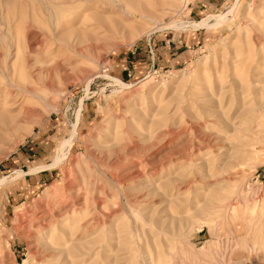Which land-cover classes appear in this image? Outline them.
Wrapping results in <instances>:
<instances>
[{
	"label": "rangeland",
	"instance_id": "374dc122",
	"mask_svg": "<svg viewBox=\"0 0 264 264\" xmlns=\"http://www.w3.org/2000/svg\"><path fill=\"white\" fill-rule=\"evenodd\" d=\"M263 105L264 0H0V264H264Z\"/></svg>",
	"mask_w": 264,
	"mask_h": 264
},
{
	"label": "bare ground",
	"instance_id": "6f19581e",
	"mask_svg": "<svg viewBox=\"0 0 264 264\" xmlns=\"http://www.w3.org/2000/svg\"><path fill=\"white\" fill-rule=\"evenodd\" d=\"M121 6V5H120ZM124 6V5H123ZM122 7V6H121ZM233 10V9H232ZM231 10V11H232ZM123 13V12H122ZM137 14V13H136ZM139 14V13H138ZM123 15V14H122ZM223 16V15H222ZM219 17V18H216V24L218 23V22H223V21H225L224 20V18L223 17ZM143 17V16H142ZM226 17V16H225ZM210 18H207V19H205V20H203L202 22H200V23H195V24H192V27H197V28H199V27H212V26H214V25H210L209 24V20ZM117 81V80H116ZM116 81H114V82H116ZM117 84H119V86H122V88H124V84L123 83H120V81H119V83H117ZM11 87V86H10ZM13 87V86H12ZM5 101V100H4ZM6 103V102H5ZM263 107H264V105H263ZM262 107V108H263ZM260 109H261V107H259ZM249 110H251V109H249ZM253 111V110H252ZM251 111V112H252ZM262 111V110H261ZM263 111H264V109H263ZM261 113H263V112H261ZM77 119H78V117H77ZM79 121V120H78ZM76 125H74L73 126V133H72V135L73 136H71V138L70 139H68V140H66L64 143H63V146L61 147V150H62V152H63V154H64V146L68 143V146H69V143H71L72 142V140H73V138H75V131H76ZM59 153H61V152H59ZM66 154V153H65ZM58 155V154H57ZM63 156V155H62ZM60 157H61V155H60ZM59 155L57 156V158L55 159V163H58V161H59ZM61 159V158H60ZM56 166H57V164H56ZM56 166H54V167H56ZM48 167V166H47ZM42 169V168H41ZM41 169H38V171L39 170H41ZM43 170V169H42ZM4 182H6V179H3V180H0V184L2 183H4ZM78 245V244H77ZM76 245V246H77ZM80 246V245H79ZM78 247V246H77ZM79 248V247H78ZM52 250H53V248H52ZM66 251V250H65ZM64 251V252H65Z\"/></svg>",
	"mask_w": 264,
	"mask_h": 264
},
{
	"label": "built area",
	"instance_id": "2783aa9c",
	"mask_svg": "<svg viewBox=\"0 0 264 264\" xmlns=\"http://www.w3.org/2000/svg\"><path fill=\"white\" fill-rule=\"evenodd\" d=\"M124 71H127L128 73V76H130L131 74L129 73V70H128V68H124ZM102 75H104L105 77H107V79L106 80H108L109 82H110V84H108L109 86H112L113 85V83H115L114 81H115V79L114 78H112V77H110V70H109V68L107 67V68H105V69H103V71H102ZM100 78V76L99 75H97V76H94V78H93V81L94 80H97V79H99Z\"/></svg>",
	"mask_w": 264,
	"mask_h": 264
}]
</instances>
